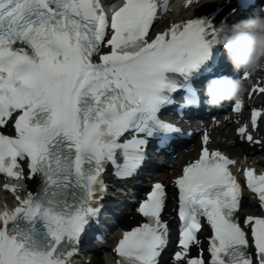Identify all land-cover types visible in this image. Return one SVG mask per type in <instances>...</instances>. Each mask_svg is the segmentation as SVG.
Segmentation results:
<instances>
[{"label":"snow or ice","instance_id":"6c2138e0","mask_svg":"<svg viewBox=\"0 0 264 264\" xmlns=\"http://www.w3.org/2000/svg\"><path fill=\"white\" fill-rule=\"evenodd\" d=\"M166 7L167 0H124L109 20L102 0H0V129L15 132H0V174L6 189L25 190L18 161L27 160L29 178L40 181L35 192L16 197L17 207L0 212V264H71L101 211L106 166L117 178L131 177L151 138L166 144L181 131L158 116L171 103L162 91L178 86L165 73L187 78L200 68L217 27L210 17L188 19L149 41L158 8ZM241 109V99L234 101L231 110ZM262 118L252 109L254 128ZM237 132L253 142L245 126ZM233 163L205 147L175 179L181 223L174 264H264V173L244 170L262 214L241 224ZM165 202L157 182L137 208L145 222L124 231L113 249L116 264H158L169 243ZM202 218L211 229L207 260L202 248L190 258Z\"/></svg>","mask_w":264,"mask_h":264},{"label":"clouds","instance_id":"9594fccd","mask_svg":"<svg viewBox=\"0 0 264 264\" xmlns=\"http://www.w3.org/2000/svg\"><path fill=\"white\" fill-rule=\"evenodd\" d=\"M187 6L194 0H177ZM214 46L224 49L227 62L236 71L247 72L249 76L264 70V10L234 23H222L217 27ZM245 80L227 75L212 77L203 86V94L209 107L240 100L245 92ZM199 91V90H197Z\"/></svg>","mask_w":264,"mask_h":264},{"label":"bare ground","instance_id":"6f19581e","mask_svg":"<svg viewBox=\"0 0 264 264\" xmlns=\"http://www.w3.org/2000/svg\"><path fill=\"white\" fill-rule=\"evenodd\" d=\"M206 4H209V2H204V5L201 6H194L191 7L190 9H181V14L182 15H191L194 11H209V8H205ZM233 143V146H225V148L231 152L233 155H236L238 150H242L244 153L248 154V151H250L252 148L249 147L248 145L239 142L237 139H235L233 136H228L227 138L224 139V142L221 144L224 146L226 143ZM194 154L191 155L193 157ZM173 170V168L171 169ZM244 206H253L249 200L244 201ZM165 216L169 218V212H165ZM97 250H99L98 246H93V250H90V253L92 255L89 263L87 264H104V258L100 257L98 255ZM163 264H171L168 259H165Z\"/></svg>","mask_w":264,"mask_h":264}]
</instances>
